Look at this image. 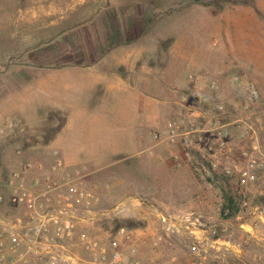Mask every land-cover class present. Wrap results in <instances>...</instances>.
<instances>
[{
	"label": "rangeland",
	"instance_id": "obj_1",
	"mask_svg": "<svg viewBox=\"0 0 264 264\" xmlns=\"http://www.w3.org/2000/svg\"><path fill=\"white\" fill-rule=\"evenodd\" d=\"M242 7L254 8V17L241 12ZM113 12L122 21L128 40L123 44L131 43L143 50L144 61L151 63L153 69H161L157 76L161 83L169 85L167 89L161 87L162 95L154 88L153 95L166 101L167 106L163 117H158L146 130L144 148L166 147L155 145L152 131L180 116L182 96L186 94L200 104L198 96L208 93L212 102L203 106L207 117L220 120L231 133L225 152L220 153L222 164H231L226 163L229 159L243 161V150L258 142L264 151V73L232 68L234 62H240L233 54L240 55L247 40L257 43V31L251 29L258 20L255 0H0V63L8 65L10 116V123L6 124L7 142L0 150V183L4 184L11 171L21 168L23 162L32 161L38 168L36 175L46 183L64 188L66 181H74L93 189L100 202L93 212H85L87 219L79 222L67 244V252L78 260L92 255L81 239L82 234L103 246L113 237L125 235L123 247L128 250L136 246L139 258L148 264H193L190 242L179 236H166L159 212L178 213L191 208L194 193L197 208L203 207L197 201L199 198L209 201L205 218L212 222L214 197L218 206H232L230 214L221 213L216 218L220 217L218 223L227 228L236 242H242L240 222L251 220L252 208L264 209V181L257 186L241 187L236 178L222 174V166L203 173L201 156L194 163L178 167L179 173L171 177L166 157L160 158L159 152L97 150L101 141L110 145L119 141L126 147L129 144L127 135H112L111 130H105L103 135L100 128L98 134L89 136V149L66 150L53 146L54 139L60 136L56 132L66 120L51 118L56 112L49 111L48 98L41 104L48 108L44 113L48 118L32 117L34 103L32 88L28 86L32 69L27 66H59L64 60L56 58L62 55L79 58L89 41L100 55L108 44L106 38L111 31L107 27ZM20 16L24 23L18 21ZM80 31L85 37H80ZM247 34L255 35L247 39ZM46 48L51 49L49 57L43 55ZM37 55L40 61L34 59ZM236 77L239 79L235 80ZM180 79L187 81L186 85L178 83ZM212 79L218 81L219 87L210 92L208 84ZM246 81L258 85L260 100L250 98L244 87ZM220 102L225 104V112L217 108ZM22 103L25 110L18 109ZM208 121L204 119L201 125L209 126ZM199 136L198 144L205 151L217 147L218 141L210 132ZM58 159L63 160L62 167L56 165ZM206 191L210 193L208 198ZM243 200H248V204L243 205ZM96 211L99 212L95 214ZM121 228L130 236L121 233ZM245 248L242 256L211 251L203 264H264V224Z\"/></svg>",
	"mask_w": 264,
	"mask_h": 264
},
{
	"label": "built area",
	"instance_id": "obj_2",
	"mask_svg": "<svg viewBox=\"0 0 264 264\" xmlns=\"http://www.w3.org/2000/svg\"><path fill=\"white\" fill-rule=\"evenodd\" d=\"M208 85L210 92L219 87L216 79ZM244 87L252 100H260L261 91L255 82L246 81ZM197 102L200 104L185 94L179 100L180 116L167 120L152 131L155 145H165L168 149L167 156L160 154L159 157H166L182 166L194 163L199 159L197 156H201V172L209 174L222 166V174L236 178L241 187L257 186L264 181L261 143L243 150V161L222 164L220 153L225 152L228 146L230 129L220 120L212 121V117H207L203 106L212 102L211 94H201ZM225 107L221 102L217 105L221 112H225ZM204 119L209 120V126L201 125ZM202 132H210L217 139L216 148L205 151L198 144L197 138ZM56 165L62 167L63 160L58 159ZM37 169L34 162L25 161L0 185V264H148L139 258L136 246L128 250L123 247L125 235L121 238L115 236L107 246H103L82 234L81 239L91 250V257L78 260L70 255L68 242L74 237L79 222L87 219L85 212H93L100 197L93 189L78 182L66 181L64 188L56 183H46L36 175ZM214 199L212 197V222L205 218L209 201L200 198L197 201L202 208L193 207L178 213L159 212L161 228L166 236H179L190 242L188 248L194 256L193 264H203L211 251L213 254L242 256L250 237L257 236L264 224V209L252 208L251 220L240 222L244 238L242 242H236L227 228L218 223L220 217L216 218L221 213L230 214L232 206L225 204L220 207ZM247 204L248 200H243V205ZM125 230L121 228L119 231L124 234ZM126 236L130 235L126 233Z\"/></svg>",
	"mask_w": 264,
	"mask_h": 264
},
{
	"label": "crops",
	"instance_id": "obj_3",
	"mask_svg": "<svg viewBox=\"0 0 264 264\" xmlns=\"http://www.w3.org/2000/svg\"><path fill=\"white\" fill-rule=\"evenodd\" d=\"M255 8L258 20H256V26L251 29L256 30L257 34L255 37L252 36L255 34H247L246 38L254 37L257 43L247 40L244 47L239 50L240 55L233 54L234 59H239L240 62L237 64L234 62L232 68L239 67L243 71L254 70L264 73V0H255ZM244 11L247 15L250 13L251 18L254 17L252 15L254 8L250 10L242 7L241 12ZM261 19H263L262 22ZM18 21L24 23V17L20 16ZM23 31L21 33L24 36ZM32 37L38 36L33 35ZM144 58L143 50H139L131 43H126L112 47L90 64L69 63L48 68L28 65V69H32V78L28 80L30 84L28 86L32 88L34 103L33 110H31L34 113L32 117L48 118L44 114L48 108L41 106L48 98L49 111L56 112L51 118L66 120L62 129L56 132L60 136L54 139L53 146L66 150H87L90 148L88 147L89 136L98 134L97 130L100 128L103 135L106 134L105 130H111L112 135H127L129 144L126 147L119 141L113 145L101 141L96 147L97 150L113 152L130 150L136 151V154L141 151H150L167 156L166 147L144 148L142 146L146 130L158 117H163L162 112L167 106L166 101L153 95L154 88L159 94L160 91H164L161 87L165 86L166 89L169 87L168 84L161 83L162 81L157 76V71L161 72V69H153L152 64L144 61ZM7 70L8 65L0 63V150L6 145L9 133L6 124L10 123ZM177 82L186 85L187 81L180 79ZM18 109L25 110L24 104L18 105ZM71 159L83 161L77 158ZM166 160L164 161L167 162L166 166L170 170L169 175L176 176V173H179L177 168L180 166L171 159ZM230 162L231 159L226 161V163ZM205 193L207 198L210 197L208 191ZM191 200H193L191 208H197L194 193H192ZM188 209L190 208L187 207L184 210Z\"/></svg>",
	"mask_w": 264,
	"mask_h": 264
},
{
	"label": "trees",
	"instance_id": "obj_4",
	"mask_svg": "<svg viewBox=\"0 0 264 264\" xmlns=\"http://www.w3.org/2000/svg\"><path fill=\"white\" fill-rule=\"evenodd\" d=\"M110 18H111L110 23H109V26L107 27V29H108V31H111V34H109V36L106 38V43H108V44L104 48L103 52L100 55L96 54L97 47L94 46L93 42L91 43V41H89L86 44V48H87L86 51H83V50L80 51L81 56L79 58L73 57V55L72 56L62 55V56L56 58L58 60H64V62L62 64H60L59 66H61V65L63 66V65L69 64V63H72V64H83V63L90 64V63L96 61L104 52L110 50L112 47H114L116 45L123 44L124 42L128 41V40H125V35L123 32L124 28L122 25V21L120 20L119 17H117V14L114 12L110 13ZM113 32H115V33L113 34ZM79 34H80V37L81 36L85 37V35L81 31L79 32ZM49 52H51V49L49 50V48H46L43 55L49 57ZM84 52L86 53V58H85ZM71 54H73V53H71ZM39 58L40 57H38V55H37V57L34 59H38L40 61ZM87 58H91V60H87ZM85 59H86V62H85ZM40 66H43V65L40 64Z\"/></svg>",
	"mask_w": 264,
	"mask_h": 264
}]
</instances>
